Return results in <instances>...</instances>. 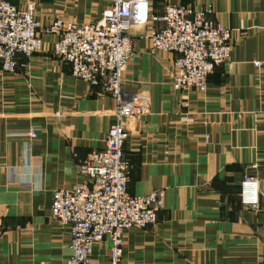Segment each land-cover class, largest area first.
Here are the masks:
<instances>
[{
  "label": "crops",
  "instance_id": "crops-1",
  "mask_svg": "<svg viewBox=\"0 0 264 264\" xmlns=\"http://www.w3.org/2000/svg\"><path fill=\"white\" fill-rule=\"evenodd\" d=\"M34 2L42 26L55 15L95 21L107 5ZM174 3L207 9L229 27L232 46L204 90L175 91L174 55L150 52L145 26L129 28L121 86L144 97L147 112L122 119L126 190L160 189L163 205L152 224L123 230L120 262L264 264V0H149L156 13ZM41 38V51L17 54L14 73L0 67V264H66L68 226L51 216V193L82 181L76 166L103 147L113 122L112 98L70 74L51 52L54 35ZM246 173L258 179L256 208L238 197ZM108 247L104 237L87 264L106 261Z\"/></svg>",
  "mask_w": 264,
  "mask_h": 264
},
{
  "label": "built area",
  "instance_id": "built-area-1",
  "mask_svg": "<svg viewBox=\"0 0 264 264\" xmlns=\"http://www.w3.org/2000/svg\"><path fill=\"white\" fill-rule=\"evenodd\" d=\"M95 21L76 22L55 15L44 26L36 4L15 5L0 0V67L14 73L16 56L41 51L43 34L54 35L53 55L67 62L70 74L89 85H99L114 102L113 122L105 131L103 147L91 150L76 166L82 181L51 193L49 210L58 225L68 226L66 264H87L92 247L109 240L108 257L96 264H121V236L128 228H144L156 219L163 193L152 189L131 195L126 190L130 163L123 152V118L147 112L144 97L126 92L121 75L132 51L128 30L145 26L149 51L172 53V89H205L214 67L228 59L232 46L229 27L208 17L207 9L165 4L153 12L149 0H106ZM153 23H160L158 28ZM257 65V61H253ZM27 135L36 137L33 130ZM258 179L250 173L239 182L242 205L258 206Z\"/></svg>",
  "mask_w": 264,
  "mask_h": 264
},
{
  "label": "rangeland",
  "instance_id": "rangeland-1",
  "mask_svg": "<svg viewBox=\"0 0 264 264\" xmlns=\"http://www.w3.org/2000/svg\"><path fill=\"white\" fill-rule=\"evenodd\" d=\"M12 1V0H11ZM25 1H27V0H20L18 3L19 4H17V5H22ZM30 1H37V0H30ZM50 1H52V0H50ZM35 3V2H34Z\"/></svg>",
  "mask_w": 264,
  "mask_h": 264
}]
</instances>
